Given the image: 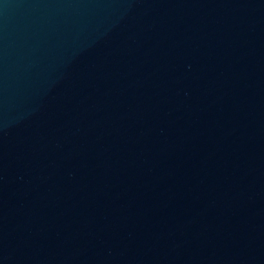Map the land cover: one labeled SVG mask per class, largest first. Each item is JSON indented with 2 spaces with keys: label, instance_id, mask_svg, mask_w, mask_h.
Masks as SVG:
<instances>
[{
  "label": "water",
  "instance_id": "95a60500",
  "mask_svg": "<svg viewBox=\"0 0 264 264\" xmlns=\"http://www.w3.org/2000/svg\"><path fill=\"white\" fill-rule=\"evenodd\" d=\"M0 264H264V0H0Z\"/></svg>",
  "mask_w": 264,
  "mask_h": 264
}]
</instances>
